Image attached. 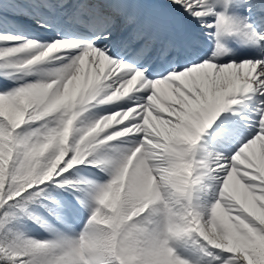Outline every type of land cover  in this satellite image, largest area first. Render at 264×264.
Listing matches in <instances>:
<instances>
[{"label":"snow or ice","instance_id":"1","mask_svg":"<svg viewBox=\"0 0 264 264\" xmlns=\"http://www.w3.org/2000/svg\"><path fill=\"white\" fill-rule=\"evenodd\" d=\"M0 264H264V0H0Z\"/></svg>","mask_w":264,"mask_h":264}]
</instances>
